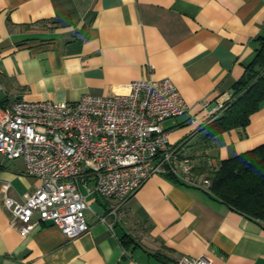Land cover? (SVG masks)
I'll return each mask as SVG.
<instances>
[{
  "label": "crops",
  "instance_id": "obj_1",
  "mask_svg": "<svg viewBox=\"0 0 264 264\" xmlns=\"http://www.w3.org/2000/svg\"><path fill=\"white\" fill-rule=\"evenodd\" d=\"M263 29L264 0H0V106L126 93L133 80L169 77L188 106L162 122L169 142L209 175L264 142V98L246 125L215 135L208 126ZM39 184L23 159L0 152V264H174L183 255L264 264L262 221L164 173L147 178L116 214L117 201L89 179L81 187L87 231L70 238L38 223L22 236L3 196L19 200Z\"/></svg>",
  "mask_w": 264,
  "mask_h": 264
},
{
  "label": "built area",
  "instance_id": "obj_2",
  "mask_svg": "<svg viewBox=\"0 0 264 264\" xmlns=\"http://www.w3.org/2000/svg\"><path fill=\"white\" fill-rule=\"evenodd\" d=\"M185 113L188 106L169 77L133 80L126 93L88 92L62 102L19 98L0 106V152L23 159L26 172L40 180L19 200L4 194L11 224L22 236L38 223H51L70 238L84 233L90 204L81 187L89 179L95 192L117 201L113 214L155 173L210 191V177L194 171L190 158L170 144L162 124ZM190 122L197 118L190 116ZM174 264L214 263L205 255H183Z\"/></svg>",
  "mask_w": 264,
  "mask_h": 264
},
{
  "label": "trees",
  "instance_id": "obj_3",
  "mask_svg": "<svg viewBox=\"0 0 264 264\" xmlns=\"http://www.w3.org/2000/svg\"><path fill=\"white\" fill-rule=\"evenodd\" d=\"M255 41L254 54L243 75L234 82L231 96L208 125L213 135L246 125L264 98V29ZM168 176L179 181L170 174ZM208 176L211 186L206 192L212 198L250 219L262 221L264 226V142L223 159ZM122 240L124 242V237Z\"/></svg>",
  "mask_w": 264,
  "mask_h": 264
}]
</instances>
